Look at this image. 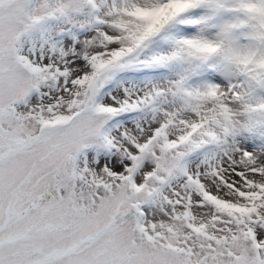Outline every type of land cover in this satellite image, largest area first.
I'll use <instances>...</instances> for the list:
<instances>
[{
	"label": "snow or ice",
	"instance_id": "snow-or-ice-1",
	"mask_svg": "<svg viewBox=\"0 0 264 264\" xmlns=\"http://www.w3.org/2000/svg\"><path fill=\"white\" fill-rule=\"evenodd\" d=\"M0 264H264V0H0Z\"/></svg>",
	"mask_w": 264,
	"mask_h": 264
}]
</instances>
